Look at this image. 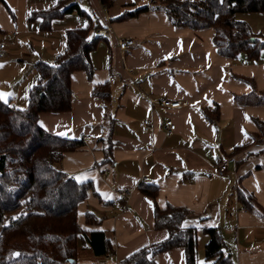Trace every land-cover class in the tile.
<instances>
[{"label":"crops","instance_id":"0c3cea01","mask_svg":"<svg viewBox=\"0 0 264 264\" xmlns=\"http://www.w3.org/2000/svg\"><path fill=\"white\" fill-rule=\"evenodd\" d=\"M5 1L0 2V41L5 44L0 93L10 94L9 107H26L28 89L38 78L33 64L53 62L64 48L65 30L90 20L88 35L103 34L89 53L90 76L83 70L70 75V108L37 116L46 132L81 141L60 160V168L77 183L90 184L76 205L83 236L74 264H116L164 239L167 232L154 227L153 203L186 210L180 224L196 229L198 264L210 262L204 260L205 230L213 227L233 264H264V49L254 60L242 52L221 56L211 28L174 26L159 10L118 18L147 0H111L108 8L99 0H82L75 14L53 19L50 30L37 37L39 43L23 42L18 30L35 33L38 26V20L28 21L30 13L58 0H29L21 16L24 25L19 0L15 13ZM236 18L264 36V12ZM123 38L134 44L119 50L116 42ZM102 84L107 102L93 94ZM160 99L178 100L180 107L164 109ZM163 116L175 125L169 135ZM145 118L151 120L150 131L140 126ZM106 135L112 144L108 161L103 157ZM226 157L234 161L219 176L217 164ZM139 184L155 185V197L142 193ZM236 188L252 196L251 209L237 200ZM154 261L185 264L180 247L155 254Z\"/></svg>","mask_w":264,"mask_h":264},{"label":"trees","instance_id":"16d2710c","mask_svg":"<svg viewBox=\"0 0 264 264\" xmlns=\"http://www.w3.org/2000/svg\"><path fill=\"white\" fill-rule=\"evenodd\" d=\"M99 2L104 8L112 3ZM77 10L74 1L58 0L50 7L32 11L28 21L38 20V28L47 31L53 19ZM152 10L162 11L174 26L211 28L212 43L221 56L233 58L242 52L247 60H254L264 49V36L236 18L239 13H263L264 0H147L118 18ZM91 28L87 20L82 27L65 30L64 48L53 62L33 64L38 78L28 89L25 108H12L0 101V264H74L78 258L83 235L76 222V205L85 198L90 184L77 183L60 168V160L81 141L46 132L37 124V116L40 112L68 110L71 73H92L89 53L98 38L88 35ZM106 86L93 89V94L105 102L109 100ZM208 113L207 118L213 120ZM103 141V157L108 161L112 147L109 135ZM138 188L152 198L157 192L153 184H139ZM236 197L245 209L253 207L252 196L241 188H236ZM185 214L184 208H159L153 203L154 227L164 229L166 237L135 250L116 264H156L155 254L175 247L182 248L185 264H198L196 229L180 224ZM205 233L209 239L204 245V260L210 262L203 264H233L219 229L208 228ZM14 253L21 255L14 257Z\"/></svg>","mask_w":264,"mask_h":264},{"label":"built area","instance_id":"2783aa9c","mask_svg":"<svg viewBox=\"0 0 264 264\" xmlns=\"http://www.w3.org/2000/svg\"><path fill=\"white\" fill-rule=\"evenodd\" d=\"M77 5L82 3V0H73ZM102 32L96 31V37L101 38ZM134 44V40L131 38H123L118 39L116 42V46L119 50H125L129 46H132ZM5 44L0 41V58L4 57ZM149 102H153V99H149ZM158 104L163 107L164 109H174L180 107V102L178 100H171V99H160L158 100ZM163 124L165 133L167 135L171 134L173 130L175 129V125L172 122V120L168 116H163ZM140 126L143 131H150L151 128V120L149 118H145L140 122ZM86 141V140H85ZM260 144L264 146V136L260 139ZM234 161L233 157H226L221 159L216 167V174L219 176H222L225 174L227 170V166L230 162ZM128 191L124 192V195H127Z\"/></svg>","mask_w":264,"mask_h":264},{"label":"rangeland","instance_id":"374dc122","mask_svg":"<svg viewBox=\"0 0 264 264\" xmlns=\"http://www.w3.org/2000/svg\"><path fill=\"white\" fill-rule=\"evenodd\" d=\"M8 3H9V7H10V9H11V11H13L14 13H15V10H16V0H6ZM5 1V2H6ZM28 1L29 0H19V6H20V9H18L19 10V12H20V21H21V24L22 25H24L25 23H27L26 21L27 20H25L26 19V17H24L25 15H26V8L28 7ZM6 2V3H7ZM25 12V14H24V16H23V19H22V14ZM74 14L76 13V11H74L73 12ZM50 30V29H49ZM49 30H47V31H49ZM47 31H42V30H40L39 28H38V26H37V28L36 29H34V32L35 33H33V32H30V33H28L27 31H25V32H23V29H20V30H18V34H17V37H19L20 39H24V41L23 42H25V40H31V41H33V42H35V44H37V43H39V42H36V39H38L37 37H42L40 34L41 33H43V32H47ZM45 36V35H44ZM43 40L44 39H42L41 40V42L40 43H43ZM19 47V46H18ZM24 210L22 209L19 213H21V212H23Z\"/></svg>","mask_w":264,"mask_h":264},{"label":"snow or ice","instance_id":"6c2138e0","mask_svg":"<svg viewBox=\"0 0 264 264\" xmlns=\"http://www.w3.org/2000/svg\"><path fill=\"white\" fill-rule=\"evenodd\" d=\"M8 95H10V94L0 93V100L4 101L6 103ZM58 135H65V133H58ZM20 255H21L20 253H14L13 254L14 257H19Z\"/></svg>","mask_w":264,"mask_h":264}]
</instances>
